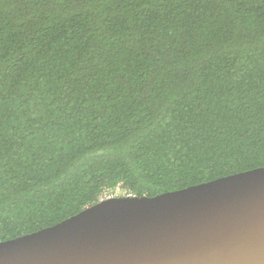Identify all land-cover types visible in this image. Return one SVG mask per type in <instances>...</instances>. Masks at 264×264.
Returning a JSON list of instances; mask_svg holds the SVG:
<instances>
[{
	"label": "trees",
	"instance_id": "1",
	"mask_svg": "<svg viewBox=\"0 0 264 264\" xmlns=\"http://www.w3.org/2000/svg\"><path fill=\"white\" fill-rule=\"evenodd\" d=\"M259 166L264 0H0V240Z\"/></svg>",
	"mask_w": 264,
	"mask_h": 264
},
{
	"label": "water",
	"instance_id": "2",
	"mask_svg": "<svg viewBox=\"0 0 264 264\" xmlns=\"http://www.w3.org/2000/svg\"><path fill=\"white\" fill-rule=\"evenodd\" d=\"M0 264H264V166L101 198L0 240Z\"/></svg>",
	"mask_w": 264,
	"mask_h": 264
},
{
	"label": "rangeland",
	"instance_id": "3",
	"mask_svg": "<svg viewBox=\"0 0 264 264\" xmlns=\"http://www.w3.org/2000/svg\"><path fill=\"white\" fill-rule=\"evenodd\" d=\"M114 194H122V193L120 192V190H116V191L114 192Z\"/></svg>",
	"mask_w": 264,
	"mask_h": 264
}]
</instances>
